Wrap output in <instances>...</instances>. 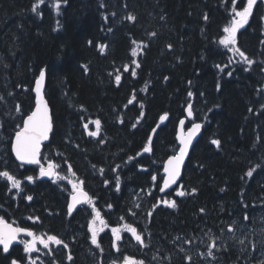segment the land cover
<instances>
[{
	"label": "trees",
	"instance_id": "16d2710c",
	"mask_svg": "<svg viewBox=\"0 0 264 264\" xmlns=\"http://www.w3.org/2000/svg\"><path fill=\"white\" fill-rule=\"evenodd\" d=\"M55 2L0 0V171L21 180L17 191L0 178V215L6 207L11 217L28 221L40 211L47 227L55 222L49 212L65 211L63 186L27 181L38 165L20 166L11 152L15 131L34 106L32 88L43 68L53 132L41 164L51 161L57 171L71 165L108 224L138 223L167 243L174 258L182 256L172 243L186 239L204 248L201 238L207 248L213 235L217 264L227 263V256L239 260L245 247L236 240L227 244V225L236 221L242 227L245 212H264V0H257L237 32V46L253 60L251 66L236 63L240 58L218 43L231 23V0H60L58 12ZM244 3L237 0V10ZM188 104L203 130L174 188L182 186L186 194L180 198L171 189L161 195L163 162L177 149V124ZM97 119L99 133L89 136ZM146 145L149 152H143ZM250 169L252 177L246 176ZM162 196L177 206L157 205ZM13 259L21 260L0 247V264Z\"/></svg>",
	"mask_w": 264,
	"mask_h": 264
},
{
	"label": "snow or ice",
	"instance_id": "6c2138e0",
	"mask_svg": "<svg viewBox=\"0 0 264 264\" xmlns=\"http://www.w3.org/2000/svg\"><path fill=\"white\" fill-rule=\"evenodd\" d=\"M43 0H39V3H42ZM234 7L231 9L232 19L231 23L223 28L224 35L219 39L218 43L222 46H224L229 52H232L234 55H238L240 57V61H235L236 63H240L241 61L251 66L253 64V60L248 58V56L245 54L244 51L240 49V47L237 46V32L239 29L243 28L249 20V16L253 12V6L257 3V0H246V3H244V6L242 9L237 10L238 4L237 0H231ZM243 2V0H241ZM103 7V5H101ZM53 7L59 11L60 8V0H56V2L53 4ZM38 8V5H34L32 8L33 12H36ZM128 20H134L135 18L131 15L127 17ZM205 20H207V16H205ZM152 35H155V33H152ZM135 43V41H133ZM261 43H264L262 41ZM89 44H91V41H89ZM169 48H171V45H168ZM101 51H104V47L101 46ZM131 55L136 56L137 55V49L133 48L131 50ZM229 62H233L232 58L229 57ZM133 64H136V67H139L140 65L133 60ZM216 67H220V65H217ZM130 70L129 65H124V71L128 72ZM245 71H248V68L244 69ZM85 71L87 69L85 68ZM132 75L135 76L136 72L135 69H131ZM45 69H41L39 76L36 78L35 81V88L33 91L36 94V107L35 109L26 117L23 119V125L22 127L18 126L19 130L15 132L14 139L11 141V152L14 154L15 159L20 162V166H23L25 164L28 165H39V176L40 177H54L55 179L53 182H56V180H64L65 177L61 176L59 173L55 171V169L58 167L53 162L49 161L47 164V167L42 165L40 163V150H41V143L44 140L48 139L49 132L52 129V124L49 118L48 113V105L45 102L43 95H42V87L45 80ZM111 75V73H110ZM231 75V73H229ZM116 81L119 82L121 79L120 75H116L115 77ZM167 79V77H165ZM220 85L217 84V89L219 90ZM11 95V93H9ZM189 96H192V93H188ZM2 99V97H0ZM133 101L129 100V104H131ZM264 107V106H262ZM20 105L16 106V111L20 112ZM188 116H192V106L189 104L188 106ZM251 111V109H249ZM167 114L162 115L160 117V120L163 121L165 119ZM96 126V131H90L88 132L89 136L95 137L98 135L100 130V120H95L92 122ZM185 123L184 120L180 121L181 126H183ZM135 127V125H133ZM84 128L88 129V124L86 123L84 125ZM201 129V124L199 123H193L192 127L188 130V133L185 135L183 132V129L178 133L177 139L179 141V151L170 156L168 160L164 163V179H163V185L160 187V191L164 192L165 189H168L171 185L175 184L177 182V178L180 176V170L181 165L183 164L185 157L188 155L189 152V145L192 144L193 137L196 135V133ZM153 132H155V129H153ZM149 141H151V137H149ZM212 144L219 147L220 141L217 139H213L211 141ZM151 149L149 146H145L143 149V152H149ZM139 155V153H138ZM129 160H132L133 157H129ZM119 167V166H117ZM69 173L71 175H75V173L72 171L71 165H69ZM115 171V169H114ZM254 169H250L246 176L252 177L253 176ZM0 178L5 179L11 189H16L17 191L21 190V180L16 178V176L8 170H2L0 171ZM25 179L29 182H33L34 178L32 176L25 177ZM153 181H156L157 177L154 175L152 177ZM68 183L71 184L72 192L70 194V200L67 204V210L69 215L72 214L73 210L76 208L77 205L82 203H91V198L89 197L88 193L85 192L82 188L83 182H76L74 180L69 179ZM108 181H105V184L107 185ZM117 184V190H119V184L120 180L119 177L116 179ZM182 188V186H181ZM223 191V189H222ZM192 192L195 193L196 189L193 188ZM185 191L183 190H177L176 195L183 197L185 195ZM27 200L31 201L32 197L27 196ZM165 204L168 205V207L175 208L176 202L175 201H164ZM109 208H111V205H108ZM155 207V206H154ZM245 207H247L245 205ZM93 213L94 217L93 220L89 223V231L91 232V243L97 247H99V244L97 242V229L94 227L95 221L99 220L101 225H105V221L101 218L100 212L93 206ZM204 209H201V212H203ZM135 215V213H133ZM149 216L152 215L151 212L148 213ZM28 219H33L38 221V217H29ZM249 216L247 213L244 215V220L248 221ZM106 226V225H105ZM122 229L131 233L132 237L141 245V247H144V240L142 238V235L138 233L137 228L133 227L130 224H124L122 226ZM119 227H113L111 229L112 234L114 236L113 241V248L116 249L117 252H119V248L116 244V241L121 239L120 232L122 230ZM101 231L103 229H100ZM221 231H225V229H221ZM227 233L232 234L233 238H235V233L237 231L236 228V221H232L227 225L226 228ZM23 233L27 237H30L29 240H23L21 243L24 245V252L25 253H35L38 251L37 245H42L44 249H49L50 245H61L65 248L68 247L67 244H65L62 239L58 238L56 235H47V238L45 239L42 235H37L34 231L23 228V227H13L11 224L6 223L3 218H0V247H2V250L4 253H8L10 245L14 241L17 240L18 236ZM217 238L213 237L212 242L208 244L207 246V256L212 257L215 259L214 256V249L218 250L217 245ZM185 243H192L193 241L185 240ZM239 243L241 245L245 244L244 239H240ZM251 244L252 250L255 251V244L253 242H249ZM102 251V249H101ZM180 251H184L183 248L180 249ZM241 251H244L242 248ZM203 256V254H201ZM68 259L71 260V255L68 256ZM185 259L189 262H191L192 257L186 256ZM11 264H18V261L16 259H13L11 261ZM29 264H36V261L31 259L29 260ZM113 264H116L114 261ZM121 264H143L142 261H137L134 258H131L129 256H124L123 261ZM261 264H264V262H261Z\"/></svg>",
	"mask_w": 264,
	"mask_h": 264
},
{
	"label": "flooded vegetation",
	"instance_id": "af4514ba",
	"mask_svg": "<svg viewBox=\"0 0 264 264\" xmlns=\"http://www.w3.org/2000/svg\"><path fill=\"white\" fill-rule=\"evenodd\" d=\"M47 167V163L42 164ZM61 176H64V180H56L55 183L63 186L66 194L65 202V211L54 213L49 212L47 214L48 218L53 219L55 222H48V226L45 225V220L42 219L40 211H36L33 216H28L26 221L21 218L11 217L6 208H2L6 215H0V218H3L5 222L14 225L15 227H23L34 231L37 235H42L44 238H47V235H56L58 238L68 245L67 248L61 245H50L49 249H44L42 245H37L38 251L35 253H25L24 245L21 243L23 240H29L30 237H27L24 234H20L17 238V243L12 244L9 247L8 253H12L15 256H19L21 260H17L18 264H29L30 258L36 261V264H113L115 261L116 264H121L124 256H129L134 258L137 261H142L143 264H189L185 259L186 256H191L192 260L190 263L193 264H217V261H220V255L217 251H214L215 259L207 256V248L205 247L206 240L203 241L199 236H196L198 243L203 244L204 248H199L192 246V243L182 244L179 240L175 243H172L174 251L176 254H181L182 259L174 258L169 255L167 251V243L159 238L158 235H154L150 232H143L144 227L138 223L130 224L133 227L137 228L139 234L142 235L144 240V247L132 237L131 233L122 229V225L112 226L108 224L106 218H101L105 221V228L101 231L95 225L97 229V242L99 247L91 243V232L89 231V223L94 217L93 213V203H87L84 205L81 204L78 206L71 215H69L67 210V204L69 202V197L72 192L71 184L68 183V180H74L80 182L79 179L73 177L69 171H57ZM34 178V181L40 179L50 180L53 182L54 177L44 178L39 176V165L36 170V175H30ZM75 176V175H74ZM66 185V186H65ZM82 186V185H81ZM83 188V186H82ZM16 190V189H15ZM84 190V188H83ZM181 190V188L174 189L172 191L173 195L176 196V191ZM185 196V195H184ZM179 196L180 198H184ZM91 198V197H90ZM167 198L162 196L159 198L157 205L163 204L162 201ZM164 205V204H163ZM156 206V205H155ZM246 214V213H245ZM249 216L248 221L243 220L241 223L244 231V226L247 228L246 234H242V239L245 240L244 251H242L241 258L234 261L231 257H225L227 263L221 264H261L264 262V230L261 228V223L264 222V212L256 214L255 212L247 213ZM258 217H255V216ZM29 217H38L37 220L28 219ZM47 220V219H46ZM252 222H251V221ZM253 226V230L249 232V228ZM257 228V233L254 232V227ZM113 227L121 228L120 236L121 239L116 241V244L119 248V252L113 248L114 236L111 229ZM232 236V234H230ZM213 238V235L211 236ZM227 241L228 245H233L230 240H227L226 237H223ZM212 242V239H209V243ZM217 242V241H216ZM255 244V251L252 250L251 244ZM186 244V245H185ZM191 244V245H190ZM189 245V247H187ZM187 247V248H186ZM2 248V247H1ZM183 248L184 251H180ZM102 249V251H101ZM186 249V250H185ZM6 253V254H8ZM203 254V256L201 255ZM71 255L72 259L69 260L68 256ZM23 259V260H22ZM233 259V260H232ZM221 262V261H220Z\"/></svg>",
	"mask_w": 264,
	"mask_h": 264
},
{
	"label": "water",
	"instance_id": "95a60500",
	"mask_svg": "<svg viewBox=\"0 0 264 264\" xmlns=\"http://www.w3.org/2000/svg\"><path fill=\"white\" fill-rule=\"evenodd\" d=\"M38 76H39V75H38ZM35 81H36V80H35ZM45 86H46V75H45V80H44V84H43V87H42V95H43V98H44L45 102H46L47 105H48V113H49V118H50V121H51V124H52V129H51V131L49 132L48 139L42 141V143H41V150H40L41 154H40V157H39L40 160H41V155H42V151H43L44 145L47 144V143L50 141L51 134H52V132H53V118H52V112H51V107H50V105H49V102H48V100H47V98H46V96H45ZM34 88H35V82H34V85H33V88H32V92H33L34 97H35V104H34L32 110H31L27 115H29V114L35 109V107H36V94H35V92L33 91ZM188 106H189V104H188V105L186 106V108H185L184 116L178 121V124H177V130H176V143H177V149H176V151H175L173 154H171L170 156L176 154V153L179 151V147H180V145H179V141H178V139H177V136H178V133L181 131V129H183V132H184L185 135L188 133V130L192 127V124H193V123H199V124H201V129H200V130L196 133V135L193 137L192 144L189 145V152H188V155L185 157V160H184L183 164L181 165L180 176L177 178V182H176L175 184L171 185L168 189H165L164 192H161L160 189H159V193H160L161 195H162V194H165L166 192H168V191H170L171 189L175 188V187L179 184V182H180V180H181V177H182V173H183L184 167H185V165H186V163H187V161H188V159H189V157H190V154H191V152H192V149H193V147H194L196 141H197L198 138L200 137V135H201V133H202V130H203V123L200 122V121H194V122H190V123H188L189 121L194 120V113H193V110H192V113H193L192 116H191V117L188 116V111H187ZM27 115H26V116H27ZM26 116H25V117H26ZM181 120H184V121H185V123H184L183 126H181V124H180V121H181ZM22 125H23V121H22L20 127H22ZM18 130H19V129H18ZM15 132H16V131H15ZM14 136H15V133H14V135H13V137H12V140L14 139ZM12 140H11V141H12ZM12 156H13L14 160H15L18 164H20V162L17 161V160L15 159V156H14L13 153H12ZM170 156H168V157L165 159V161L163 162V167H162V172H161V173H162V181H161L160 187L163 185V179H164V176H165V173H164V170H163V169H164V163L168 160V158H169ZM23 166H32V165L25 164V165H23ZM44 178H50V177H44ZM84 191L87 192L86 190H84ZM87 193H88V192H87ZM88 195H89V193H88ZM89 197H90V195H89ZM69 200H70V197H69ZM164 201H167V200H164ZM164 201H163V203H164ZM82 204H83V203H82ZM84 204H85V203H84ZM164 204H165V203H164ZM80 205H81V204L77 205L76 208H77L78 206H80ZM76 208H75V209H76ZM75 209H74V210H75ZM74 210H73V211H74ZM6 223H7V222H6ZM9 224H10V223H9ZM11 225H12V224H11ZM12 226L15 227L14 225H12ZM21 234H23V233H21ZM17 242H18V241L16 240V241H14L12 244L17 243ZM10 246H11V245H10Z\"/></svg>",
	"mask_w": 264,
	"mask_h": 264
},
{
	"label": "rangeland",
	"instance_id": "374dc122",
	"mask_svg": "<svg viewBox=\"0 0 264 264\" xmlns=\"http://www.w3.org/2000/svg\"><path fill=\"white\" fill-rule=\"evenodd\" d=\"M38 3H39V0H38ZM230 54H231V57L233 58V59H235V58H240L238 55H234L232 52H230ZM93 131H96V126L94 125V127H93ZM48 163V162H47ZM71 189H72V187H71ZM93 220V218L91 219V221ZM99 230L100 229H104L105 228V225H101L100 224V222H99V220H96L95 221V224H94ZM261 228L264 230V222L263 223H261ZM244 230L245 231H243V227H237V231H236V233H235V238H233V236H231V235H224V237H226V239L227 240H230V241H234L233 242V244L235 243L236 244V242H237V245L239 246V240L240 239H242V234H246V230H247V228H245V226H244ZM253 230V226H251L250 228H249V232H251ZM254 232L255 233H257V228H256V226L254 227ZM245 239V238H244ZM235 240H236V242H235ZM241 245V244H240ZM243 246V245H242ZM239 248H241V247H239Z\"/></svg>",
	"mask_w": 264,
	"mask_h": 264
},
{
	"label": "bare ground",
	"instance_id": "6f19581e",
	"mask_svg": "<svg viewBox=\"0 0 264 264\" xmlns=\"http://www.w3.org/2000/svg\"><path fill=\"white\" fill-rule=\"evenodd\" d=\"M112 34H113V33H112ZM32 93H33V92H32ZM34 98H35V97H34ZM34 104H35V103H34ZM29 112H30V111H29ZM0 134H1V133H0ZM3 134H4V132H3ZM1 137H2V136H1ZM5 142H6V141H5ZM1 146H2V145H1ZM4 147H5V146H4ZM4 147H3V148H4ZM5 148H6V147H5ZM9 149H10V148H9ZM10 153H11V152H10ZM1 157H2V156H1ZM3 164H4V162H3ZM3 164H2V165H3ZM6 164H7V163H6ZM4 166H5V165H4ZM260 168H261V167H260ZM1 180H2V179H1ZM247 184H248V183H247ZM4 185H5V184H4ZM65 186H66V185H65ZM252 189H253V188H252ZM59 190H60V189H59ZM263 190H264V189H263ZM8 191H9V190H8ZM223 191H224V190H223ZM242 191H243V190H242ZM257 192H259V191H257ZM188 194H190V193H188ZM260 194H261V193H260ZM240 198H241V197H240ZM253 198H254V196H253ZM255 199H256V198H255ZM255 199H254V200H255ZM257 199H258V198H257ZM14 200H15V199H14ZM249 200H250V199H249ZM251 201H252V203H253V200H252V199H251ZM251 201H250V203H251ZM15 202H16V201H15ZM257 202H258V201H257ZM16 203H17V202H16ZM136 204H137V203H136ZM15 205H16V204H15ZM15 205H14V207L16 208ZM251 205H252V204H251ZM7 206H8V205H7ZM244 207H245V206H244ZM5 208H6V207H5ZM17 208H18V207H17ZM245 208H246V207H245ZM247 208H248V207H247ZM247 208H246V209H247ZM249 208H250V207H249ZM134 209H135V208H134ZM246 209H245V211H246ZM13 210H14V209H13ZM16 210H17V209H16ZM136 210H137V209H136ZM14 211H15V210H14ZM138 213H139V212H138ZM238 213H239V212H238ZM245 213H246V212H245ZM228 214H229V213H228ZM237 215H239V214H237ZM242 215H243V213H242ZM244 215H245V214H244ZM139 217H140V216H139ZM236 218H237V217H236ZM142 219H143V218H142ZM238 220H239V219H238ZM228 221H229V220H228ZM250 221H251V220H250ZM229 222H230V221H229ZM251 222H252V221H251ZM226 223H227V222H226ZM230 223H231V222H230ZM208 230H209V229H208ZM244 231H245V230H244ZM212 232H213V231H212ZM201 233H202V232H201ZM201 233H200V234H201ZM202 234H203V233H202ZM205 234H206V233H205ZM206 235H207V234H206ZM198 236H199V234H198ZM216 236H217V235H216ZM202 237H203V236H202ZM177 238H178V237H177ZM177 238H176V239H177ZM179 239H180V237H179ZM173 240H174V239H173ZM177 240H178V239H177ZM185 240H186V239H185ZM185 240H184V241H185ZM191 240H192V239H191ZM198 241H199V240H198ZM198 241H197V242H198ZM194 243H195V242H194ZM187 244H188V243H187ZM185 245H186V244H185ZM190 245H191V244H190ZM187 247H189V245H188ZM187 247H186V248H187ZM185 250H186V249H185ZM216 251H217V250L215 249V252H216ZM219 251H220V250H218V252H219ZM225 251H226V250H225ZM228 254H229V253H228ZM224 255H225V254H224ZM229 256H230V255H229ZM231 258H232V257H231ZM233 258H234V257H233ZM232 260H233V259H232Z\"/></svg>",
	"mask_w": 264,
	"mask_h": 264
}]
</instances>
